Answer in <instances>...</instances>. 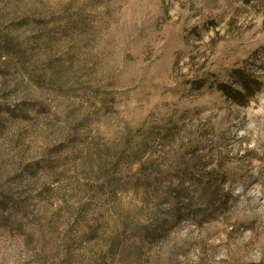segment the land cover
Listing matches in <instances>:
<instances>
[{"label":"rangeland","instance_id":"374dc122","mask_svg":"<svg viewBox=\"0 0 264 264\" xmlns=\"http://www.w3.org/2000/svg\"><path fill=\"white\" fill-rule=\"evenodd\" d=\"M0 264H264V0H0Z\"/></svg>","mask_w":264,"mask_h":264},{"label":"trees","instance_id":"16d2710c","mask_svg":"<svg viewBox=\"0 0 264 264\" xmlns=\"http://www.w3.org/2000/svg\"><path fill=\"white\" fill-rule=\"evenodd\" d=\"M257 0H242V2L246 5H249L252 2H255ZM239 78H237V81L240 84V90H231V88H228L227 86H219L223 92H226L227 95H230L234 101L238 103H243L245 101H248L249 98L253 97L255 91H257L260 88V84L258 82H255L251 80L250 78L246 77L243 74L238 73ZM202 84H200V87Z\"/></svg>","mask_w":264,"mask_h":264}]
</instances>
